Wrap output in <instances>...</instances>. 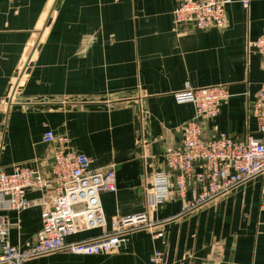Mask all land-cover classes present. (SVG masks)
Here are the masks:
<instances>
[{"label": "crops", "instance_id": "1", "mask_svg": "<svg viewBox=\"0 0 264 264\" xmlns=\"http://www.w3.org/2000/svg\"><path fill=\"white\" fill-rule=\"evenodd\" d=\"M181 1L0 0V169L30 167L51 179L56 144L44 135L53 131L90 158L92 170L116 172L117 191L100 195L106 227L69 242L96 241L116 218L147 213L148 226L110 254L62 250L24 264H150L156 250L167 264H264V176L190 213L175 196L148 209L150 176L171 172L165 151L196 115L174 98L186 82L230 92L220 114L204 121L208 137L258 136L248 107L264 84V57L248 44L264 36V0L249 9L233 0L226 25L207 30L175 21ZM26 198L31 207L0 211L21 250L36 243L50 203L41 190ZM158 232L163 237L153 238Z\"/></svg>", "mask_w": 264, "mask_h": 264}, {"label": "built area", "instance_id": "2", "mask_svg": "<svg viewBox=\"0 0 264 264\" xmlns=\"http://www.w3.org/2000/svg\"><path fill=\"white\" fill-rule=\"evenodd\" d=\"M231 3L233 0H182L174 9V18L178 24L192 23L200 30L223 28ZM241 3L249 9L251 0ZM248 51L264 57V36L250 41ZM230 97L224 85L195 88L190 82L174 94L178 103L193 104L196 115L183 127L180 142L165 151L164 160L171 172L159 171L150 176V187L146 188L148 209L158 208L175 196L182 200V212L190 213L264 176V84L248 107L249 115L257 121L258 136L240 139L224 132L213 137L206 134L204 121L218 116ZM44 141L56 144L51 179L41 177L30 167L16 166L11 174L0 169V211L31 207L26 198L28 190L45 191L50 196L32 247L21 250L12 246L7 222L0 223V264H24L62 250L90 256L110 254L126 243L127 234L148 226L147 213L142 212L116 218L112 231L96 241L69 242L68 238L80 232L106 227L100 195L117 191L116 172L113 168L92 170L90 158L75 153L68 139L56 137L53 131L45 133ZM260 196L264 210V187ZM163 235L158 232L153 238ZM150 264H167L166 253L156 250Z\"/></svg>", "mask_w": 264, "mask_h": 264}, {"label": "water", "instance_id": "3", "mask_svg": "<svg viewBox=\"0 0 264 264\" xmlns=\"http://www.w3.org/2000/svg\"><path fill=\"white\" fill-rule=\"evenodd\" d=\"M167 171H170V168L167 166Z\"/></svg>", "mask_w": 264, "mask_h": 264}]
</instances>
